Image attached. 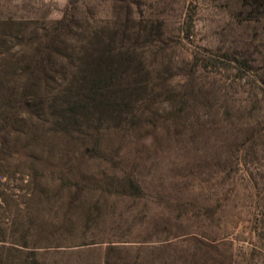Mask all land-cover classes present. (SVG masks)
Here are the masks:
<instances>
[{"label": "rangeland", "instance_id": "rangeland-1", "mask_svg": "<svg viewBox=\"0 0 264 264\" xmlns=\"http://www.w3.org/2000/svg\"><path fill=\"white\" fill-rule=\"evenodd\" d=\"M0 264H264V0H0Z\"/></svg>", "mask_w": 264, "mask_h": 264}, {"label": "trees", "instance_id": "trees-1", "mask_svg": "<svg viewBox=\"0 0 264 264\" xmlns=\"http://www.w3.org/2000/svg\"><path fill=\"white\" fill-rule=\"evenodd\" d=\"M63 20H60L59 22H58V27H62L63 25H65V24H63ZM54 29H57V28H54Z\"/></svg>", "mask_w": 264, "mask_h": 264}]
</instances>
